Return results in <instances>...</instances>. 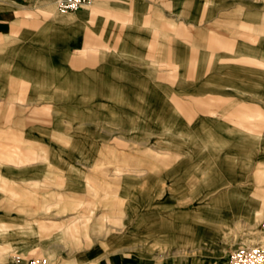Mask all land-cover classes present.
I'll return each instance as SVG.
<instances>
[{"label": "crops", "instance_id": "obj_1", "mask_svg": "<svg viewBox=\"0 0 264 264\" xmlns=\"http://www.w3.org/2000/svg\"><path fill=\"white\" fill-rule=\"evenodd\" d=\"M196 191L264 215V0H0V264H226Z\"/></svg>", "mask_w": 264, "mask_h": 264}, {"label": "rangeland", "instance_id": "obj_2", "mask_svg": "<svg viewBox=\"0 0 264 264\" xmlns=\"http://www.w3.org/2000/svg\"><path fill=\"white\" fill-rule=\"evenodd\" d=\"M94 2V0H93ZM92 2V3H93ZM52 3L54 5V8L56 9V0H52ZM91 3V4H92ZM90 4V5H91ZM89 6V5H88ZM150 145V144H148ZM219 193V192H218ZM167 194V193H165ZM195 198L194 202L192 204V201H190V204H179V206L173 208L176 211H180V214H187V213H193L196 215L195 218V229L194 234L197 236L200 234L198 232V226L203 225L202 217L204 214L212 216V223H211V231H212V239H211V245H210V251L208 254H195L191 255L192 253L184 252L183 254H179L178 256H174L175 259H180L182 263H189L195 259L198 260H209L210 257L212 258L211 261H224L228 259L230 253L237 248L239 245H246V246H253V245H264V231L262 224V219H264V215L259 216L258 220L254 223H248L246 221H242L245 217V214L241 210V208H229L225 206H221L218 204H213L211 208L207 209V211H204L203 205L207 203L204 201L203 196H200L199 192H195ZM95 201L100 202L101 208L100 210L103 212V220L101 221V225L104 226L107 224V219L110 220L112 218H122L123 212L122 207L124 201L119 198H96ZM182 203V202H181ZM192 204V205H191ZM238 211V212H237ZM171 211H167L165 209L164 215H170ZM182 220V219H181ZM242 221V222H241ZM185 234V233H184ZM161 240L155 239H147L146 242L143 243V246H147L149 250L151 251H169L172 248L171 243H165L160 242ZM171 242V240L169 239ZM198 241V240H197ZM175 242V240H174ZM185 240L179 239L178 244L180 245V248L185 246ZM177 245V243H175ZM175 246V245H174ZM194 254V252H193ZM148 257V261H154L158 260L161 262V260H171L172 255H166L163 254L159 256V258H155L156 255H139L138 260L139 262H143L145 258ZM34 261H46L47 264H56L52 263L51 258H42V257H36L33 259ZM176 260V261H177Z\"/></svg>", "mask_w": 264, "mask_h": 264}, {"label": "built area", "instance_id": "obj_3", "mask_svg": "<svg viewBox=\"0 0 264 264\" xmlns=\"http://www.w3.org/2000/svg\"><path fill=\"white\" fill-rule=\"evenodd\" d=\"M92 2L93 0H56V9L60 14L75 13ZM18 259L19 257L15 256V260ZM29 264L47 263L46 261L32 260ZM226 264H264V245H239L230 253Z\"/></svg>", "mask_w": 264, "mask_h": 264}]
</instances>
